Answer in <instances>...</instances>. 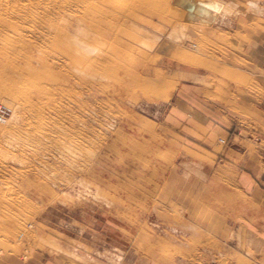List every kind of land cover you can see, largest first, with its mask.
<instances>
[{
    "label": "rangeland",
    "instance_id": "1",
    "mask_svg": "<svg viewBox=\"0 0 264 264\" xmlns=\"http://www.w3.org/2000/svg\"><path fill=\"white\" fill-rule=\"evenodd\" d=\"M213 1L236 11L203 24L176 0H147L92 35L96 52L64 41L71 65L45 78L52 94L39 113L25 117L20 96L0 98L11 110L0 123V264L62 255L229 263L231 246L221 242L232 224L253 219L246 208L258 207L229 154L249 144L261 152L264 141L258 111L247 109L261 105L242 69L249 41L234 31L260 28L264 15L249 11L248 0ZM50 40L38 50L66 55L64 39L52 48ZM35 116L55 129L40 141L24 136L28 126L39 129ZM185 164L199 165L206 179L185 178Z\"/></svg>",
    "mask_w": 264,
    "mask_h": 264
},
{
    "label": "bare ground",
    "instance_id": "2",
    "mask_svg": "<svg viewBox=\"0 0 264 264\" xmlns=\"http://www.w3.org/2000/svg\"><path fill=\"white\" fill-rule=\"evenodd\" d=\"M146 1L0 0V98L20 96L24 101L20 106L26 110L25 117H28L27 113H39L43 97L48 98L52 94L45 78H59L58 74L53 73L57 65L63 68H66L67 64L71 65L70 58L73 54L70 46L68 47L64 41L77 45L78 50L93 53L96 49L92 43L93 34L103 32V29L110 25V20L116 16L131 15L132 9L141 8V3ZM176 2L183 7L184 12L193 11L197 15L195 16L192 12V14L188 12V15L184 13L187 15L185 17L192 22L210 23L204 19L213 20L216 15L215 12L196 4L193 0H176ZM157 10L160 14L166 12V8L160 5ZM151 11L156 10L152 7ZM180 13L183 14V11ZM56 15L62 18L61 21L64 24L55 21ZM58 37H61V40L64 39L61 43L66 48L64 50L67 52L66 55L52 53L51 49L38 50L40 40L45 42L52 39L50 40L51 48L59 46ZM61 91L64 93L62 88ZM45 107L46 105L43 109ZM53 115L55 114H50L54 119ZM34 122L39 129L34 131L28 126L24 134L28 139L40 141L45 137V132L55 131L50 127L52 121L44 122L42 118L36 117ZM220 141L225 143L222 139Z\"/></svg>",
    "mask_w": 264,
    "mask_h": 264
},
{
    "label": "crops",
    "instance_id": "3",
    "mask_svg": "<svg viewBox=\"0 0 264 264\" xmlns=\"http://www.w3.org/2000/svg\"><path fill=\"white\" fill-rule=\"evenodd\" d=\"M209 3V5L216 6V8L203 6L216 14L213 17V20L204 19L205 21H210L211 24L218 18L221 8L223 7L228 9V6L225 5V3L213 0H209ZM250 19L253 20L254 18ZM250 19L248 18V21ZM234 32L241 34L239 36L241 40L243 39L241 37L247 36L249 41V43L245 45L247 52L246 56L248 57L246 58L247 65L242 66L243 68L240 66L238 69L242 68L243 72L246 74L245 78L247 81V89H252L256 93L260 94L259 96L261 100L258 101H261V105L259 110H257L255 103H247V109H250V111H258L256 113V120L258 121V126L262 129L264 134V25L253 31L250 30V27H241L240 29H236ZM260 143L258 145H260ZM260 150L261 152H254L252 148H250L249 144L247 148L242 150V153L235 152V154H229L232 160V165L236 167L238 166V168H240L244 173L242 180L245 191L248 192L249 196L253 197L254 203L258 205V207L263 206V208H246L247 211L250 209V212L254 214L253 219L248 218L247 220L237 221L235 224H232L233 226L231 227L232 231L229 234V239L226 238L224 239L226 241L221 242V245L228 242L231 246L227 249V254L230 256L228 264H264V141L262 142ZM221 254L216 252V258L219 259ZM11 264L105 263L89 258L88 256L81 257L78 255L75 259L62 255L52 257L47 260L33 259L32 261L26 263L12 261Z\"/></svg>",
    "mask_w": 264,
    "mask_h": 264
},
{
    "label": "clouds",
    "instance_id": "4",
    "mask_svg": "<svg viewBox=\"0 0 264 264\" xmlns=\"http://www.w3.org/2000/svg\"><path fill=\"white\" fill-rule=\"evenodd\" d=\"M248 9L249 11H251L252 13L256 15H264V7H262L261 4L257 2V0H248ZM235 11H236L235 7L230 8V9H225L222 7L219 15L222 18H227L228 16L233 15ZM183 167L185 169V178L196 176L200 180L206 179L199 165L185 164Z\"/></svg>",
    "mask_w": 264,
    "mask_h": 264
},
{
    "label": "built area",
    "instance_id": "5",
    "mask_svg": "<svg viewBox=\"0 0 264 264\" xmlns=\"http://www.w3.org/2000/svg\"><path fill=\"white\" fill-rule=\"evenodd\" d=\"M10 113L11 110L7 106L0 104V123H4L9 117Z\"/></svg>",
    "mask_w": 264,
    "mask_h": 264
}]
</instances>
